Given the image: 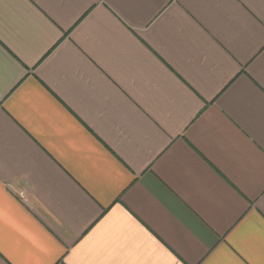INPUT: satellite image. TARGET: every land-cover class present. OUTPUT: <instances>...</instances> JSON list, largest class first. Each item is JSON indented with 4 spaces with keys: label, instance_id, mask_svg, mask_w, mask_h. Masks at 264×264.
Instances as JSON below:
<instances>
[{
    "label": "crops",
    "instance_id": "crops-1",
    "mask_svg": "<svg viewBox=\"0 0 264 264\" xmlns=\"http://www.w3.org/2000/svg\"><path fill=\"white\" fill-rule=\"evenodd\" d=\"M0 264H264V0H0Z\"/></svg>",
    "mask_w": 264,
    "mask_h": 264
}]
</instances>
